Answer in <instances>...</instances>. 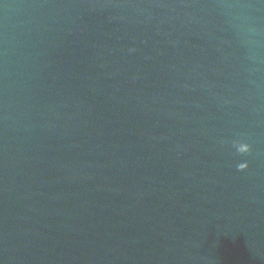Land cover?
<instances>
[{
  "label": "water",
  "instance_id": "obj_1",
  "mask_svg": "<svg viewBox=\"0 0 264 264\" xmlns=\"http://www.w3.org/2000/svg\"><path fill=\"white\" fill-rule=\"evenodd\" d=\"M0 264H264V0H0Z\"/></svg>",
  "mask_w": 264,
  "mask_h": 264
},
{
  "label": "clouds",
  "instance_id": "obj_2",
  "mask_svg": "<svg viewBox=\"0 0 264 264\" xmlns=\"http://www.w3.org/2000/svg\"><path fill=\"white\" fill-rule=\"evenodd\" d=\"M233 147L240 153H250L252 151V146L248 143H242L240 141H234ZM249 168L248 163H240L238 169L244 171Z\"/></svg>",
  "mask_w": 264,
  "mask_h": 264
}]
</instances>
